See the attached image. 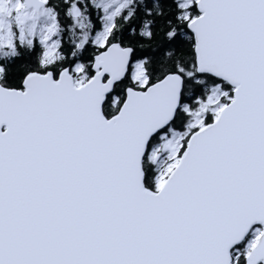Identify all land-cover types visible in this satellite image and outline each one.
<instances>
[{"label": "snow or ice", "instance_id": "obj_1", "mask_svg": "<svg viewBox=\"0 0 264 264\" xmlns=\"http://www.w3.org/2000/svg\"><path fill=\"white\" fill-rule=\"evenodd\" d=\"M0 264H264V0H0Z\"/></svg>", "mask_w": 264, "mask_h": 264}]
</instances>
